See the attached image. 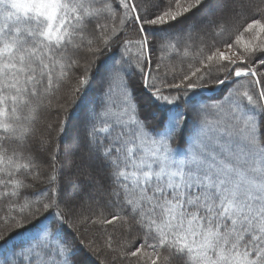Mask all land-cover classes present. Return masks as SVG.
I'll use <instances>...</instances> for the list:
<instances>
[{
    "label": "snow or ice",
    "instance_id": "snow-or-ice-1",
    "mask_svg": "<svg viewBox=\"0 0 264 264\" xmlns=\"http://www.w3.org/2000/svg\"><path fill=\"white\" fill-rule=\"evenodd\" d=\"M0 264H264V0H0Z\"/></svg>",
    "mask_w": 264,
    "mask_h": 264
},
{
    "label": "rangeland",
    "instance_id": "rangeland-1",
    "mask_svg": "<svg viewBox=\"0 0 264 264\" xmlns=\"http://www.w3.org/2000/svg\"><path fill=\"white\" fill-rule=\"evenodd\" d=\"M154 56H156V53L153 54V58ZM174 64H176L177 62L176 61H173ZM93 87H95V85H93ZM219 91V90H218ZM207 95H211V93H208ZM51 119H55V114H52V116L50 117ZM209 119H212V117H209ZM73 139H74V131L73 130H69L68 134L65 135L63 138H62V141H61V144L63 147H65L66 149L71 147L72 146V143H73ZM72 154L69 153V159L67 162L65 161H62V163H64V168H63V171L65 172V174L63 173L62 177L64 179H67L68 178V175L70 173V171L72 170L71 169V159H72ZM73 180H75V177H72ZM85 204H84V210L85 211H88L89 209L91 210H95V204L94 203H91L90 201H88L87 197H85ZM79 202V201H78Z\"/></svg>",
    "mask_w": 264,
    "mask_h": 264
},
{
    "label": "trees",
    "instance_id": "trees-1",
    "mask_svg": "<svg viewBox=\"0 0 264 264\" xmlns=\"http://www.w3.org/2000/svg\"><path fill=\"white\" fill-rule=\"evenodd\" d=\"M157 55V54H156ZM154 61H155V56H154ZM93 91H95V87H93ZM63 173L65 174V172L62 170V175H63ZM39 188H43V187H45V185H43V184H41V185H39L38 186ZM94 211V210H93ZM24 237H21V236H18V237H16V240H15V242L16 243H19V241L21 240V239H23ZM103 258V257H102Z\"/></svg>",
    "mask_w": 264,
    "mask_h": 264
}]
</instances>
